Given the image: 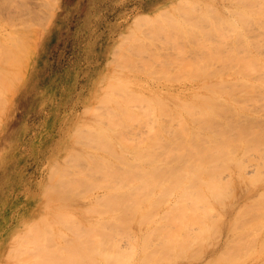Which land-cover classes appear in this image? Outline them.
<instances>
[{"label": "rangeland", "instance_id": "374dc122", "mask_svg": "<svg viewBox=\"0 0 264 264\" xmlns=\"http://www.w3.org/2000/svg\"><path fill=\"white\" fill-rule=\"evenodd\" d=\"M164 2L167 0H59L55 15L47 26L41 27L32 20L29 22L33 23L28 26V29H33V52L25 61L23 81L10 93L9 107H6L0 124V264H13L14 261L22 264L21 260H25L23 264L26 261V264L32 261L33 264H264V227L262 230L260 228L264 217L261 218L260 225L256 222L258 218L254 219L255 215L264 213V178L255 183L250 180L256 174L257 178L264 175V85L251 86L247 82H240L238 78L247 75L253 77L256 71L252 69H255L256 63H264V0H195L189 4V17L181 26L160 22L155 25L154 34L140 43L136 41V37H124L139 14ZM10 20L11 16L8 18V11L0 0L1 26L10 23ZM120 39L124 40L126 46ZM133 41L138 45L136 43L134 46ZM167 44L171 51L169 54L163 52ZM119 45L120 50H123L118 53ZM248 68L254 72L249 73L246 70ZM244 69L246 72L241 75V70ZM232 70L238 73L235 72V75ZM220 71L223 72V78L227 76L231 79L232 86L239 84L232 90L240 102H237L238 107L235 104L225 107L221 121L214 124V128L221 124V135L224 134L221 140H225L226 146H230L232 150L225 149L223 157L215 163L218 170L214 175L207 173L205 177L210 174L215 179L218 178L217 181L209 179V176L208 183L215 181L220 186L223 185L221 188L227 189L226 192L229 191L228 186H232V189L225 194L223 191L224 195L219 197L214 196L213 205L204 204L205 199V202L199 201L196 194L180 199L184 190L174 185L173 181L158 187L147 186L146 181L142 180L144 177L141 178L147 165L143 164V168L136 169L129 166L131 170L129 172L126 169L125 174L123 171L128 164L123 162V168L122 163L120 165L116 160L113 166L119 163L124 169L122 174L118 171V166V173L115 169H112L113 173L112 170H107L103 162L97 160L98 156L94 161L92 153L108 151H105L102 143L101 148L104 150H98L100 145L97 140L100 141V138L97 139V136L95 139L96 136L92 137V134L94 136L99 133V128L107 123L108 127L112 123L117 126L121 124V116L118 117L117 114L121 113L122 120L127 119L116 128H124V136L129 142L150 136L147 140H153L167 132L164 129L166 122H170L167 125L171 126L172 123L174 126L180 117L175 115V121L172 113H176V110H170L171 115H167L168 108L162 100L181 104L183 98L179 97L178 91L190 88L194 92L192 87L196 85L202 92H207L208 89L205 90L202 84L208 81L205 77L221 73ZM229 72L232 76H229ZM261 73L262 71L259 75ZM259 75L257 74L258 77ZM218 76L221 78V74ZM257 76L253 80L262 79ZM138 78L144 79L141 82L132 81ZM165 85H170L172 90L163 87ZM135 86L141 87V91L146 93V98L143 99L153 98L149 101L154 100L156 106H152L148 100L138 105V100V108L143 113L138 112L137 118L139 114L142 116L139 119L133 117L129 121V112L124 111L128 110L127 105H124L125 108H116L121 103L112 100L115 104H108L105 102L108 96L104 95L111 88L114 93L125 92L123 96L129 91L128 97L136 101L135 94L132 93L133 97L131 96V90L136 91ZM152 86L161 88L153 93ZM187 90L182 94L192 96ZM168 92L170 94L166 95ZM172 94L174 97L170 98ZM105 97V101H99ZM111 97L112 95L110 100ZM156 97L159 99L158 108ZM173 103L171 108L176 106ZM178 106L180 105L176 107ZM151 107H155L157 111L155 112V108L154 113L152 110L147 111ZM113 110H117V114ZM182 111L186 114L184 109ZM132 114L133 112L130 116ZM107 116L113 118L108 120ZM177 124L176 126L180 125ZM219 128H216L218 131L211 130L220 134ZM155 133L159 136L152 138ZM89 134L94 143L89 144ZM75 137L87 141L80 144ZM63 140L68 147L59 157H53ZM211 140L218 139L208 138L204 141ZM165 146L152 150L156 155L161 153L163 156ZM77 151L81 154L80 158L87 159L82 161L77 158ZM75 154L77 159L74 158ZM231 154L238 159L239 164L237 167L230 165L229 169L224 163H228ZM146 158L144 162L148 163L149 158ZM170 158L172 162H176L173 157ZM108 171L113 175L121 174L112 176V181ZM126 176L125 180L131 181L129 184L125 182L127 189L123 185L125 180H121ZM135 176H140V179ZM120 177L122 178L119 179ZM120 180L123 181L122 184ZM142 181L147 190L152 188L151 192L154 188L156 191H152L150 196L158 191L168 190L170 185L176 188L173 193L170 190L172 195L166 192L168 197L166 194L160 195L161 203L159 206L153 205V214L146 210L149 211L147 217L156 215L155 219H151L152 222L147 217L142 219L140 212L133 218H112V214L116 216L123 204L121 196L123 198L126 193L127 197L131 196L128 190ZM162 181L159 180L160 183ZM104 182L110 190L101 187ZM112 184L121 185L120 192L114 190L113 187L116 186ZM130 184L133 185L131 188ZM72 188H76L78 192ZM206 190L205 194L211 191L209 187ZM98 192L107 193L106 200L102 199L104 201L100 202ZM113 193L119 196L121 194L120 197L116 194V202L113 198L111 200V197L115 198ZM204 193H200L201 199ZM83 195L89 196L84 198ZM215 197L222 200L217 201ZM126 198L123 200L126 203L128 199L129 204L132 197ZM107 200L112 201V205L110 202L108 205ZM113 202L118 206L113 205ZM146 202L145 206L151 205V201ZM38 205L43 207L40 213H37ZM185 206L196 210L189 211L186 218L171 217L180 213ZM131 208L133 207H128ZM166 208H171L175 215L166 213L170 217L162 220L157 213L162 214ZM205 209L209 211V215L204 214L207 213ZM126 211L128 212H123ZM199 211H205V218L199 215ZM104 214L106 218L109 216V220L101 219ZM253 220L256 225L248 224ZM245 223L258 227L262 232L258 233L257 228L251 226L253 230L248 233L251 228L248 229ZM32 226L35 228H31ZM245 226L247 229H244ZM254 231L255 234L252 233ZM91 254L95 255L92 261ZM109 255L111 258H107ZM127 259L129 260L126 261Z\"/></svg>", "mask_w": 264, "mask_h": 264}, {"label": "bare ground", "instance_id": "6f19581e", "mask_svg": "<svg viewBox=\"0 0 264 264\" xmlns=\"http://www.w3.org/2000/svg\"><path fill=\"white\" fill-rule=\"evenodd\" d=\"M192 1H195V0H170V1L167 0V2H164V3L156 6L153 9L151 7V10H149L147 12H144V13H141V14H139L136 17V19L134 20V24L131 27L130 31H128L127 33H124L125 34L124 37L128 38V37L132 36L134 39L136 37L137 38L136 41L138 43H140L141 41H143V42H144V40L146 41L147 40L146 38H148L152 34H154V32L156 31L155 25L160 23V22L161 23L169 22V24H174L176 26H181L184 23V21L189 17V13H190V7L189 6H191L189 4L192 3ZM58 3H59V0H2V5H3V7L5 9H7L8 18H9V16H11V20H10V23L5 24L4 26H1V24H0V124H1V122L3 120V118H4V114H5L6 109L9 107L10 93L15 88H17V86L23 81V77H24V73H25V66H24L25 65V61H26V59L28 58L29 55H32V52H33V45H32V43H33V41H32L33 31L32 30L33 29H28V26L32 25L33 23H29V22L32 20L34 23L41 25V27L42 26L43 27L47 26L48 25L47 23L55 15L56 9L58 7ZM141 27H143V28L140 31H138L139 28H141ZM121 38H123V36H121ZM133 38H131V39L133 40ZM131 39H129V40H131ZM124 40H126V39L124 38ZM124 40H121V41L125 45ZM128 42H131V41H128ZM137 42L133 41L132 44H134V46H136ZM138 43H137V45H138ZM120 46L121 45H119L118 53L123 50V48H122V50H120ZM164 48H166V50L163 51L164 53H166V54L168 53L169 54L171 52L170 51V47H169L168 44L166 46H164ZM260 64H258V62H257L255 66L258 67V70L260 72L262 71V73H261L262 75H259L260 72L256 69L255 66H254L255 69H252V67H250V69L256 71L255 72L256 74L253 73L254 71L249 70V68L246 69V70H248L249 73L252 71L251 74L253 73L255 76H257V74H258L259 77H261L262 79H260L258 81L257 80L255 81V80H253V77H255L254 75L252 77L250 75H247V73H245L247 75V77H244V76L238 77L240 79V82H243V83L247 82L251 86L259 85V84L264 85V63L261 64V66H260ZM260 68L262 70H260ZM232 71H230V72L233 73L234 71L233 72ZM257 71H258V73H257ZM220 72L221 73L217 72L215 75L211 74V75L205 77V79H207L208 81L207 82L204 81L202 84H204L205 90L208 89L207 92H202L201 89H198L199 86H197V85H196V87H192L193 91L195 89L194 92H191L192 90L190 91V88L188 87L189 88L188 90L190 91V93L193 94V95L191 94L192 96H186L185 94H182L184 92V90H187V88L186 89L184 88L181 91H178L179 97L183 98L181 104L177 103V105H180L178 107H176L177 106L176 105L177 101L173 103V101H171L169 99L174 105H176L175 107L173 106L171 108V105H172L171 102L167 101V99L162 100V102H164V104H165L164 106L168 108V109H166L167 110V115H168V113L171 115V112H169L170 110L171 111L172 110H174V111L176 110L175 111L176 113H172V114H174V119L176 117L175 115H177V116L179 115L180 117L177 118L178 122L175 119L176 123L174 124V126L172 125V123H171V126L167 125L168 123L170 124V122H166L165 123L164 129L167 132H164L161 135L162 137L159 136L158 134L156 135V133H155V135L154 134L152 135V138H153V136L154 137L155 136H159L161 138L157 137V138H155L153 140H147V139L151 138V136H150V137H147V139L146 138L142 139V140L139 139V141H135L133 143L129 142L127 137L124 136V133H123L124 128L123 129L121 127L118 128V129L116 128V127L122 125L123 122H126L127 119H123L124 120L123 121L121 119L122 118L121 113L117 114L116 112H118V111L117 110H113L117 114L118 117L121 116L120 119L118 118L119 120H121L120 121L121 124L119 123L118 126H117V125H115V123L111 122L112 124L110 123L111 124L110 127L113 126L114 128L113 127L110 128V127H108V123H107L104 127H100L99 128V133L96 132L97 133L96 135L94 134V136H93V134L91 133L92 137L96 136L95 139L97 138V136H98L97 139L100 138V141L97 140V142H99L98 144L100 145V149H98V148L97 149L100 151L105 146V151H108V153L105 152L106 154L103 151H102V153H98V151H97V154L92 153L93 157H94V158L93 157L92 158L94 159V161H96L95 157L98 156L100 159L98 158L97 160H100L101 163L103 162L102 164H103L104 167L107 168V170L108 169H110V170H112V169L114 170L115 169L117 173H118V171L119 172L121 171V173H122V171L124 170L123 169L124 168L123 167L124 163H127L128 165L127 164L126 165L128 167H126L124 165L125 166V170L123 172H125L126 169L130 172L131 168L129 170V166L130 167L133 166L136 169V167L141 168L143 166V164L147 165V169L146 170L145 169H144V171L141 170V171H143L142 173H144V174L141 173V178L144 177V179H142V180L146 181L147 186H149V187H158L159 185L167 184V183L173 181L174 185L179 186L180 189L184 190L183 192H182V190H180L184 194V195H180L182 197L180 199H186L189 194H193V195L196 194V195H198V200L199 201H203L205 199L206 202L203 201V202H205L204 204H206L208 206H211V204L213 205V197L214 196L219 197V196H221L223 194V191H224V194H225L227 192L229 193L230 189H232L231 188L232 186L230 187L227 184L226 186L229 187L228 188L229 191L226 192L227 189L226 190H224V189L222 190V188L224 187L223 185H222L223 186L222 187V186H220L219 183H215V181H213L212 183H208L209 179L214 178V176H211L210 174L214 175V173L218 170V168L215 167V163L217 161H219L221 159V157H223V153H224L223 151L225 149L226 150H232V148L230 146H228V147L226 146L225 140H221V138L224 137L223 133H222L223 135H221V132H222V129L220 127L221 124H219V126L217 125V127H216V128L220 127L219 130L221 129L220 130V134H217L219 132L216 133L220 137H218L215 134V132H216L215 130H217L216 128H214L215 125H216L215 123H218V122L221 121L222 114L224 113V112L222 113V111L225 109V107H228V106L234 105V104L238 107L237 102H240L236 98L235 94H233L234 90H232V89L235 88V86H237V85L239 86V84H234L235 86H232L231 85V79L227 78V76L226 77L224 76V78H223L222 77L223 76V74H222L223 72L222 71H220ZM230 72H229V74H230ZM235 72L238 73L237 71H235ZM235 72L233 74H235ZM241 72H243V73H241ZM241 72H240L241 75L242 74L244 75V72H246V71L244 69V70H241ZM218 73L221 74V78L218 76L219 75ZM229 74H227V75H229ZM229 76H232V74H230ZM248 76H250V77H248ZM214 78H216L217 80H213ZM134 79H132V81L141 82V81H143L142 79H144V78H138L137 80H134ZM131 85L134 86L133 83H131ZM172 86H174V85H172ZM163 87H166V89H168L169 91L172 90V87L170 85H167V86L165 85ZM230 87H232V88H230ZM160 88H161L160 86L159 87L152 86V92L154 93L156 90H158ZM134 89H136V91L131 90L132 91L131 92V96H132V93H134L135 94L134 97L136 98V101L133 98L131 99L130 96H129L130 98L128 97L127 94L129 93V91H127L128 93H126L125 96H123V94L125 92L122 91V92H115L114 93L112 91V88L110 89V92L108 91L104 95V96H106V95L108 96V97L106 96L107 99H106V97L103 98V100H102V98H100L99 101L100 100L101 101H105V99L107 101H109L110 100L109 97L112 95L111 100L109 101V102H112V103H109V102L105 101L106 103L113 104L114 101H112V100L120 102L121 104L119 103L120 105H118L116 108H121V107L125 108V106L127 105V106H129V107L126 106V108H128V110L125 109L124 111H127L125 113L129 112L128 117H130V118L128 120L131 121L133 117H136L135 119H139V118H141L142 115L140 116V114H139V117L137 118L138 112L143 113L142 112L143 110L141 111L140 108H138V105L142 101L148 100V98L147 99H143V97L146 98V96H145L146 93L141 91V87H136L135 86ZM230 89L232 90V92H231ZM173 90H174V88H173ZM188 90H187V92H188ZM174 91H172L171 93L175 94ZM165 92H167V91L165 90ZM92 93H93V91H92ZM152 94H148V95L151 96ZM167 94H170V93L168 92V93H166V95ZM173 94L171 95L172 97H170V98L174 97ZM126 96L129 99L134 100L135 102L134 101L131 102V100L126 98ZM94 99L96 100V98H94ZM150 99H153V98L150 97ZM125 100H127V101L125 102ZM138 100H140V101L138 102V105H137V101ZM157 100L159 101L158 97H156V102H157ZM128 101L131 104L134 103V104H132L131 108H130L131 104ZM151 101L152 102L149 101L150 103L153 104V105L152 104L151 105L152 106H156V105H154V103H155L154 100H151ZM94 105H95V108H96V104H94ZM158 106H159V103H158L156 108H158ZM164 106L162 105V107H164ZM182 106H184V108ZM162 107L160 106V108H162ZM129 108H130V110H129ZM154 108L155 107H153L150 110H147V109L146 110L147 111H151L152 110V113H154V110L156 109V108L155 109ZM138 109H139V111H138ZM182 109H184L186 111V114H185V112L183 113ZM131 110H133V111H131ZM164 110H165V108H164ZM130 111H131V113L133 112L132 116H130L131 115ZM156 111H157V109L155 110V112ZM162 111H163V109H162ZM125 113L122 112V114H125ZM163 113H166V112H163ZM155 117H156V113H155ZM106 118L109 120V119H111L113 117H108L107 116ZM167 121H169V120H167ZM113 122H115V120ZM116 122H117V120H116ZM177 123H179L180 125L176 126V125H178ZM172 126L174 128H176V127L177 128L174 129ZM211 129H215V130H211ZM202 132H204V134H202ZM174 133H175V135H174ZM92 137L90 136V134H89V136H87L88 139L90 138L88 140L89 144H91L93 142L92 139H91ZM208 138H216L218 140L204 141V140H206ZM64 141L65 140H63L59 144V150L57 151L56 154H54L53 157H59L61 155V152L66 150V148L68 146L64 144ZM76 141L77 142L80 141L81 142L80 144H82L83 140L81 141V139H77ZM86 141L85 142L83 141V142L86 143ZM262 141H264V139ZM97 142H95V144H97ZM100 143H102V146H103L102 148H101V144ZM89 144H88V146H89ZM161 145H163V146L166 145L165 146L166 149L163 147L165 149V151L163 152L164 154L162 153L163 156H161V153L160 154L158 153V155H156L155 152L152 150V149L158 150V147L161 146ZM262 145L264 147V143H262ZM85 146H87V144ZM94 148H95V146H94ZM103 150H104V148H103ZM88 151H90V150H88ZM88 151L86 150V152H88ZM151 152H153V153H151ZM78 153L79 152L77 151V154ZM77 154L74 155V158L76 157ZM80 155L81 154L79 153L77 155L79 157H77V158H80ZM159 155L161 157H159ZM85 156H87V155L85 154ZM88 156H90V155L88 154ZM146 157L149 158V159H147ZM170 157H173V159L176 161V162L173 161L175 164H173V162L171 161ZM77 158H75V159H77ZM145 158L147 160H149L148 163L144 162ZM176 158H177V160H176ZM86 159L87 158H85V159L84 158H80V160H82V161H84ZM181 159H183L184 162L181 161ZM184 159H186V160H184ZM116 160L119 161L120 165L122 163L121 166L123 168L119 165V163L116 164L115 166H113L115 164ZM87 161H89V160H87ZM90 163H92V162H89V164ZM237 164H239L238 159L234 155L231 154L229 156V158H228V163L225 162L224 166L227 167V168L229 166V169H230L231 168L230 165L231 166H234V165L236 166ZM116 166H118L117 167V169H119L118 171L116 169ZM113 167H115V168H113ZM119 167H121L122 170ZM113 170L111 171L112 173H113ZM141 171H139V172H141ZM89 173L91 174V172H89ZM112 173H110V174H112ZM121 173H119V174H121ZM170 173L172 174V176H170ZM207 173H210L207 176V178L209 176H211V177H209V179H207L205 177V175ZM103 174L104 175H108V173L106 174L105 172H103ZM110 174L108 175L110 177V178L108 177L109 179H111L112 176H115V175L116 176H120L119 174H115V175L112 174L110 176ZM125 174H127V172H125ZM130 174H132V173H130ZM133 174H135V175L139 174L140 175V173L136 174L135 172H133ZM257 175L258 174L254 175L253 177L250 178L252 183H255V182L260 181V180L262 181V179L264 178V175L258 176L260 178H257ZM138 177L140 179V176H137L136 179ZM161 177H163L164 179H162ZM106 178H107V176H106ZM121 178L122 177H120L119 179H121ZM123 178L124 179H121V180H125V178H127V176L123 177ZM128 178L130 179V177H128ZM217 179L218 178H216L215 180H217ZM121 180H120V182L122 184L123 181H121ZM159 180H161V181L163 180L164 182L162 181V183H160ZM126 181H127V179L124 181V184H123L124 187L126 186L125 185ZM144 181H142L141 183L139 182L140 184H142L141 186H140L139 183L138 184L135 183L134 187H132L133 186L132 184H130L131 186L129 185L130 186L129 188L132 187L130 190H128L129 191L128 193L131 196L127 197L126 196L127 193L124 194L127 198L132 197V199H131L129 204H128V199L125 196H123V198H122V196L120 194L123 204L121 205V208L119 209L118 214L116 216H113V214H112V218L113 217L114 218L115 217H119L120 220H121V217L133 218V217H135L137 215L138 212H140L142 215L140 213H138V214H140L139 216H142V219H143V218L147 217V212L149 213V211L146 212L147 209L150 210L149 214H153L152 209L154 208V206H157V205L159 206V204L161 203V200L159 199L161 194H164V195L166 194L167 195L170 192V190H172L171 192L173 193L174 190H175L174 188H176V186H174V188H173L170 185L169 187H171L172 189L168 187L169 191L167 189H164L162 192L158 191L156 194H153L152 196H150L152 194V191H154V188H153V190H151V192H150V189H152V188H149L147 190V188H146L147 186L146 185H144L145 187L143 186ZM127 182H128V184L131 183L130 180L127 181ZM176 183H178V184H176ZM136 184L139 185V186H137ZM205 184L208 185V186H206ZM104 185L102 184L101 187L109 188L107 186V184H105V182H104ZM113 185L116 186V187H113L114 190H118L120 192V190L122 189L121 188L122 186L121 185L118 186V184H112V186ZM112 186H110V187H112ZM226 186H225V188H227ZM208 187L212 191V192L210 191L211 194H209L210 192L205 194L206 193L205 190ZM125 188L127 189L128 187H125ZM145 188H146L147 192H150V193H147L146 190H145V193H144V189ZM72 189L74 191L76 188L75 189L72 188ZM107 190H110V188L107 189ZM138 190H140V192H138ZM73 191H72V193H75V194H77L76 192H78V190H75L76 192H73ZM122 191L124 192V190H122ZM134 191H136V192L134 193ZM154 192H156V191H154ZM166 192H168V193H166ZM171 192L169 193L170 195H172ZM110 193H109L108 196H110ZM138 193H140L139 194L140 196L138 195ZM200 193H204V195L202 194L203 199H201ZM106 194L107 193L103 194V193H99L98 192L97 198L99 199L100 202H103L104 200H106V198H107ZM116 194L117 193L114 194L115 198L111 197V200L113 198L115 200V202H116L117 195L119 196V194H117V195ZM91 195H93V193ZM168 195H167V197H168ZM58 196H59V194H58ZM88 196L85 195L86 198ZM94 196H93V199H94ZM111 196H113L112 193H111ZM204 196H205V198H204ZM83 197H84V195H83ZM211 197H212V200H211ZM125 198L127 199V201H126L127 204L124 202L125 200H123ZM56 199H59V197H57ZM61 199H62V196H61ZM102 199H104V200H102ZM109 199H110V197H108V200ZM207 199L211 200L212 203H210V201L207 200ZM108 200L106 201V202H108V205H109V202H110V205H112V201L113 200L112 201H108ZM148 200L151 201V205H149L150 203H148L149 206L147 207V206H145V204L147 203L146 201H148ZM216 200L219 201L220 199L216 198ZM207 201H208V203H207ZM119 203H121V202H119ZM96 204L97 203L95 202V205ZM100 204H102V203H100ZM115 204L113 202V205H115ZM218 204H219V202H218ZM123 205L124 206L127 205V206L124 207ZM129 206H131L133 208L128 209ZM150 206H152V207H150ZM144 208H146V209H144ZM149 208H151V209H149ZM160 208H161V206H160ZM189 208L187 206L183 207V209L180 210V213H176V215L173 214L174 212L172 211L171 208L168 209L169 212H168V210L166 208V210H164V211L162 210L164 213L162 212V214L161 213L160 214L157 213V214H158V216L161 215V217H162L161 219L162 220H164V218L167 219V218L170 217L166 213H169V215H170L172 212H173L172 214L175 215V216H171V217H183L184 216L183 218H186V216L188 214H190L189 211L192 212V211L196 210L195 208H193V209H191V208L189 209ZM124 209L128 210V212L126 211V213H124L123 212V211H125ZM207 209H208V207H207ZM42 210H43V207L38 205L37 206V213L42 212ZM109 210H111V209H109ZM205 211H207V210L205 209ZM205 211H203V212H205ZM196 212L198 213V211H196ZM203 212L201 213L199 211V213H200L199 215H203V216H204V214L207 215L209 211H207V213L205 212L204 214H203ZM111 213H113L112 210H111ZM162 215H164V217ZM257 215H259V216L256 217ZM257 215L254 216V219L258 218L257 220L256 219L255 220H256L257 224L259 223L258 225H260V223H261L260 221L262 220L261 218L264 217V213L257 214ZM260 215H261V217H260ZM149 216L150 217H147V219L150 218L149 220H150V222H152V220L155 219L154 216H156V215H152V216L149 215ZM165 216H168V217H165ZM104 217H105V219H104ZM44 218L47 219L48 216L47 217L44 216ZM107 218H106L105 214H104V216L101 217V219L105 220V221L109 220V218L108 219ZM157 218L158 217H156V219ZM193 218H194V214L192 215L191 219L193 220ZM204 218H205V216H204ZM159 219H158V221L161 220V219L160 220ZM42 220L44 222L43 218H42ZM255 220H253L252 222L249 221L248 224H255V222H254ZM263 221L264 220H262V225L263 226L260 227L261 230L264 227ZM38 223H39V221H38ZM38 223H36V224H38ZM245 224H246V226H248V229L251 228V226H252V225L251 226L247 225V223H245ZM33 226H35V225H33ZM33 226L31 228H35ZM37 226L39 227V225H36V227ZM245 227H244V229H247V227L246 228ZM252 227H254V226H252ZM256 228L258 230V227H256ZM150 230H152V229H150ZM252 230H253V228L249 229L248 233H250V231H252ZM263 230H264V228H263ZM24 231H25V229H24ZM42 231H41V233H42ZM259 231H260V229L257 232L259 233ZM260 232H262V231H260ZM245 233H247V232L245 231ZM252 233L255 234V231L252 232ZM91 255H93V256H91V257H93L91 259V261H92V260H94L95 255L94 254H91ZM44 257H46V256H44ZM63 257H62V259L64 261ZM109 257L111 258L110 255L107 258H109ZM40 258H42V257H40ZM46 258L44 260H47ZM18 260L19 259H17V261ZM41 260H43V258ZM41 260H39V263L41 262ZM128 260L129 259H127L126 261H128ZM21 261L24 263L25 260H21ZM99 261H100V259H99ZM94 262L97 263L98 261H94ZM2 263L3 262H1V264ZM11 263L12 262H10V264ZM14 263H16V262L14 261ZM26 263H27V261H26ZM30 263L33 264V261L30 262ZM30 263L28 262V264H30ZM16 264H18V263H16Z\"/></svg>", "mask_w": 264, "mask_h": 264}, {"label": "crops", "instance_id": "0c3cea01", "mask_svg": "<svg viewBox=\"0 0 264 264\" xmlns=\"http://www.w3.org/2000/svg\"><path fill=\"white\" fill-rule=\"evenodd\" d=\"M150 1V0H149ZM152 1V0H151ZM154 1V0H153ZM154 7V6H153Z\"/></svg>", "mask_w": 264, "mask_h": 264}]
</instances>
